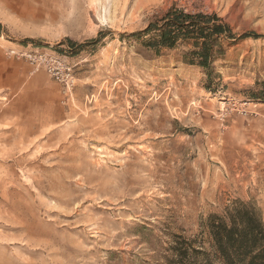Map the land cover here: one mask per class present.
<instances>
[{
    "label": "rangeland",
    "instance_id": "374dc122",
    "mask_svg": "<svg viewBox=\"0 0 264 264\" xmlns=\"http://www.w3.org/2000/svg\"><path fill=\"white\" fill-rule=\"evenodd\" d=\"M173 3L252 34L211 83L128 35ZM235 200L264 218V0H0V264L163 263L174 234L211 252Z\"/></svg>",
    "mask_w": 264,
    "mask_h": 264
},
{
    "label": "trees",
    "instance_id": "16d2710c",
    "mask_svg": "<svg viewBox=\"0 0 264 264\" xmlns=\"http://www.w3.org/2000/svg\"><path fill=\"white\" fill-rule=\"evenodd\" d=\"M128 35L157 55L164 50L181 49L182 61L203 69L211 83L216 62L227 56L229 48L252 34L235 33L215 12L188 11L173 3L143 30ZM98 41L99 38L90 43ZM66 42L72 48L83 47L69 38ZM204 225L211 252L197 239L174 234L167 246L169 255L157 264H264V218L255 203L235 200L222 213H210Z\"/></svg>",
    "mask_w": 264,
    "mask_h": 264
}]
</instances>
